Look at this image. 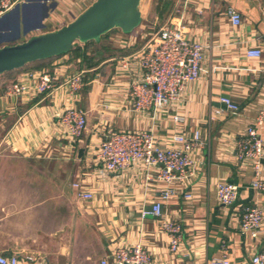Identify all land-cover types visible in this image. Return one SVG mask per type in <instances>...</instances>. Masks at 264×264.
I'll use <instances>...</instances> for the list:
<instances>
[{"label": "crops", "instance_id": "1", "mask_svg": "<svg viewBox=\"0 0 264 264\" xmlns=\"http://www.w3.org/2000/svg\"><path fill=\"white\" fill-rule=\"evenodd\" d=\"M95 1L12 0L0 16V48L63 28ZM174 3L167 21L204 46L200 78L186 87L176 107L133 109L128 86L140 72L135 64L122 63L144 45L149 35L144 31L113 36L109 45L120 55H105L94 67L65 54L41 68L0 75V254L16 255L20 264H29L25 256H40L45 264H113L117 244L140 243L151 264H210L221 256L230 264H248L264 248V195L250 186L254 171L236 155L238 140L264 103V0ZM230 8L240 15L239 26L228 20ZM140 12L142 18L141 4ZM251 48L261 57H246ZM29 72L50 73L54 87L44 95L6 96V89ZM78 73L84 85L74 99L65 83ZM223 97L238 105L237 113L226 111ZM69 106L87 116L84 136L72 146L60 137L56 117ZM217 109L220 114L213 113ZM141 130L163 146L174 145L171 139L178 134L192 137L198 131L203 138L191 153L192 199L179 192L161 204L163 217L181 225L177 254L170 252L156 218L143 215L162 189L155 172L108 173L94 161L92 152L111 133ZM261 136L264 141V130ZM221 181L239 186L233 207L216 199ZM87 191L93 198L85 201L80 193ZM254 205L263 210L262 226L249 240L240 234L238 218L243 207Z\"/></svg>", "mask_w": 264, "mask_h": 264}, {"label": "built area", "instance_id": "2", "mask_svg": "<svg viewBox=\"0 0 264 264\" xmlns=\"http://www.w3.org/2000/svg\"><path fill=\"white\" fill-rule=\"evenodd\" d=\"M14 3L12 0H0V16L9 11ZM228 20L233 26L242 23L239 13L230 8L227 10ZM169 23L157 30L146 40L138 52L132 54L123 62L136 65L140 79L133 80L129 88V96L133 98L134 111H156L160 108L176 107L183 99L187 86L194 84L201 73L204 46L193 40L180 24ZM248 58H260L261 51L251 48L245 52ZM54 77L46 72H29L25 79L11 84L6 89V96L44 95L54 87ZM84 79L81 74H74L66 79L65 86L69 95L78 99ZM220 103L226 111L235 114L238 105L229 98H220ZM254 122L245 129V133L236 144V155L240 162L248 164L254 171L250 186L264 195V141L261 131L264 130V103L258 111ZM220 114L221 110H214ZM60 137L69 145L80 141L87 126L86 113L76 106L66 107L56 115ZM174 145L163 146L155 142L151 133L146 131H122L111 133L101 140L94 152V161L108 173L123 172L137 169L145 172L154 171L157 181L162 185L160 196L143 215L156 218L161 231L169 237V250L177 254L180 248L181 225L163 217L161 204L182 193L186 200L192 199V191L188 184L194 177L195 163L191 158L194 149L203 144L200 132L192 137L178 134L171 139ZM73 188L80 185L74 183ZM216 199L224 207H233L239 186L221 181L216 185ZM85 201L93 198L89 191L80 193ZM263 210L257 205L243 207L238 222L240 234L249 240H254L262 226ZM248 264H264V248L256 251ZM29 264H45L40 256H25ZM210 264H230L225 256L210 260ZM113 264H151L146 249L140 243L117 244L111 252ZM107 264L106 262H101ZM0 264H20L15 255L6 257L0 254Z\"/></svg>", "mask_w": 264, "mask_h": 264}, {"label": "water", "instance_id": "3", "mask_svg": "<svg viewBox=\"0 0 264 264\" xmlns=\"http://www.w3.org/2000/svg\"><path fill=\"white\" fill-rule=\"evenodd\" d=\"M141 23L140 0H96L63 28L0 48V75L64 55L77 44L98 42L113 30L130 34Z\"/></svg>", "mask_w": 264, "mask_h": 264}, {"label": "trees", "instance_id": "4", "mask_svg": "<svg viewBox=\"0 0 264 264\" xmlns=\"http://www.w3.org/2000/svg\"><path fill=\"white\" fill-rule=\"evenodd\" d=\"M152 4H153L152 14L156 18V20H158L159 22L167 20L173 14V9L175 6L174 0H153ZM115 31L116 30H113L107 33L106 35L102 36V38H106L108 35H110V33L115 32ZM102 38H100L98 42L90 41L87 43H83V45L77 44L72 50H70L69 52L65 54H70L76 58H79L80 61H82L83 65H85L86 67H94V66L100 65L102 61L106 59L105 55L108 56L107 59L111 57L114 58L115 54L120 55L121 51H116L110 45L104 46L100 42ZM95 46H99V47H97V49L95 50L93 48ZM91 47L93 48V50L90 49ZM65 54L60 55L58 57L65 56ZM52 59L54 58L47 59L46 61H40V62L28 64V66L22 69H19V70H14V71L28 70L29 68H41L44 65H46L48 61H51ZM10 72H13V71H10Z\"/></svg>", "mask_w": 264, "mask_h": 264}, {"label": "rangeland", "instance_id": "5", "mask_svg": "<svg viewBox=\"0 0 264 264\" xmlns=\"http://www.w3.org/2000/svg\"><path fill=\"white\" fill-rule=\"evenodd\" d=\"M153 0H151V2L149 0H140V4H141V11H142V18H141V25L138 27V29L134 32H140V31H144L146 33H148L149 35H147V37L145 38V41L147 39H149V36L155 34L157 32V30L165 25H167L169 22L167 20H164L162 22H159L158 20L155 21L154 20V15L152 14V4ZM151 5H150V4ZM150 5V9L151 12H147L148 10V6ZM150 11V10H149ZM120 31L116 30L115 32L110 33V35H108L106 38H102V40L100 41L104 46L109 45L110 43H112L110 41V39L119 34ZM123 34V33H122ZM97 47L99 46H95L93 47L95 50L97 49ZM93 48L91 47L90 49L93 50Z\"/></svg>", "mask_w": 264, "mask_h": 264}]
</instances>
